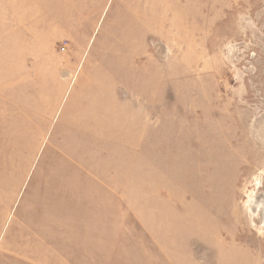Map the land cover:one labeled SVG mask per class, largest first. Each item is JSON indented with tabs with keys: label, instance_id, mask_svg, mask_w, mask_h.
<instances>
[{
	"label": "rangeland",
	"instance_id": "1",
	"mask_svg": "<svg viewBox=\"0 0 264 264\" xmlns=\"http://www.w3.org/2000/svg\"><path fill=\"white\" fill-rule=\"evenodd\" d=\"M145 1L0 0V264H264V0Z\"/></svg>",
	"mask_w": 264,
	"mask_h": 264
},
{
	"label": "bare ground",
	"instance_id": "2",
	"mask_svg": "<svg viewBox=\"0 0 264 264\" xmlns=\"http://www.w3.org/2000/svg\"><path fill=\"white\" fill-rule=\"evenodd\" d=\"M40 1V0H39ZM44 1V0H43ZM45 1H48V5L49 7L52 6V14L55 15V12L59 9V6L62 5H66L67 4V0H45ZM103 1V0H102ZM146 1L145 0H139V4L146 10V6H145V3ZM50 8V9H51ZM37 10V8H36ZM262 173V172H261ZM261 173H258L255 177H254V180H255V184H257V188H258V191H260V186L261 184L263 183L261 181ZM184 174H183V171L181 170L177 176V180H182L184 179L183 178ZM247 208L249 210V214L251 215V221L254 222V218H261V222H263L264 224V196L261 195V194H258V196L254 195L250 197V199L248 200L247 202ZM159 217V216H157ZM168 216L167 215H163L161 216V218L163 220H165ZM228 252L229 254H231L232 256V260L233 262H229L228 264H236V261L238 259H241V264H258V262H244V258L247 259L248 257V253L247 252H237L235 250V248H228Z\"/></svg>",
	"mask_w": 264,
	"mask_h": 264
},
{
	"label": "crops",
	"instance_id": "3",
	"mask_svg": "<svg viewBox=\"0 0 264 264\" xmlns=\"http://www.w3.org/2000/svg\"><path fill=\"white\" fill-rule=\"evenodd\" d=\"M36 235V240L39 242L40 241V231H39V229L35 232V231H33L32 232V237L34 238V236ZM31 239V238H30ZM14 241H11L9 244H8V248L12 251V252H14L15 251V246H14ZM35 256V253H31L29 256H28V258H30V257H34ZM38 256H39V254H38Z\"/></svg>",
	"mask_w": 264,
	"mask_h": 264
}]
</instances>
